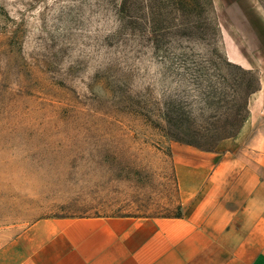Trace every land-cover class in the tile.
Returning a JSON list of instances; mask_svg holds the SVG:
<instances>
[{
	"label": "rangeland",
	"instance_id": "1",
	"mask_svg": "<svg viewBox=\"0 0 264 264\" xmlns=\"http://www.w3.org/2000/svg\"><path fill=\"white\" fill-rule=\"evenodd\" d=\"M261 14L264 0H0V234L179 214L171 144L215 149L259 106Z\"/></svg>",
	"mask_w": 264,
	"mask_h": 264
},
{
	"label": "crops",
	"instance_id": "2",
	"mask_svg": "<svg viewBox=\"0 0 264 264\" xmlns=\"http://www.w3.org/2000/svg\"><path fill=\"white\" fill-rule=\"evenodd\" d=\"M260 98L217 148L171 144L179 214L39 217L0 234V264H264Z\"/></svg>",
	"mask_w": 264,
	"mask_h": 264
},
{
	"label": "trees",
	"instance_id": "3",
	"mask_svg": "<svg viewBox=\"0 0 264 264\" xmlns=\"http://www.w3.org/2000/svg\"><path fill=\"white\" fill-rule=\"evenodd\" d=\"M120 5H121V6H120V7H121V9H120V8H119V9H120L121 11H122V10H124V9H126V7H127V4H126V3H124V1H123V3H120ZM152 13H153V14H155V12H154V11H153ZM155 23H156V22H154V26H156V25H155ZM155 30H156V29H155V28H153V31H155ZM155 32H156V31H155ZM188 144H191V145H194V146H197V147H199L198 145H196V144H194V143H190V142H189ZM179 213H180V211H179Z\"/></svg>",
	"mask_w": 264,
	"mask_h": 264
}]
</instances>
